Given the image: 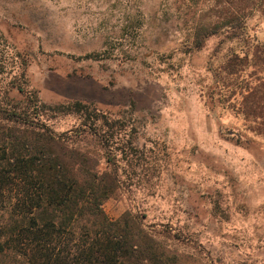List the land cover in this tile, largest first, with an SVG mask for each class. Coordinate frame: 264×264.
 Returning <instances> with one entry per match:
<instances>
[{
  "label": "rangeland",
  "instance_id": "obj_1",
  "mask_svg": "<svg viewBox=\"0 0 264 264\" xmlns=\"http://www.w3.org/2000/svg\"><path fill=\"white\" fill-rule=\"evenodd\" d=\"M179 0H0V51L25 63L46 103L79 100L125 127L114 142L119 188L111 219L137 213L203 264H264V126L245 119L248 68L223 81L208 67L231 42L186 49ZM246 31L264 44V19ZM240 48V45L233 44ZM50 118L57 132L80 123ZM260 128V129H259Z\"/></svg>",
  "mask_w": 264,
  "mask_h": 264
},
{
  "label": "trees",
  "instance_id": "obj_2",
  "mask_svg": "<svg viewBox=\"0 0 264 264\" xmlns=\"http://www.w3.org/2000/svg\"><path fill=\"white\" fill-rule=\"evenodd\" d=\"M179 2L190 14L188 51L220 37L217 61L220 44L232 43L218 63L208 58L215 78L231 80L248 68L264 73V44L246 31L250 18L264 19V0ZM18 67L7 68L0 51V264H203L137 213H105L103 203L119 188L113 144L124 122L79 100L42 101L28 86L25 63ZM240 108L264 126V75L246 83ZM69 114L79 116L77 126L57 132L48 124Z\"/></svg>",
  "mask_w": 264,
  "mask_h": 264
}]
</instances>
